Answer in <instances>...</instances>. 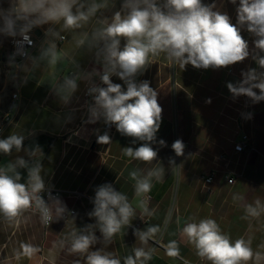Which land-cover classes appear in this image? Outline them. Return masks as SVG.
Masks as SVG:
<instances>
[{
  "label": "crops",
  "instance_id": "crops-1",
  "mask_svg": "<svg viewBox=\"0 0 264 264\" xmlns=\"http://www.w3.org/2000/svg\"><path fill=\"white\" fill-rule=\"evenodd\" d=\"M81 2L87 6L102 0ZM106 2L107 6L100 9L82 29L61 31L60 25H43L31 31L36 47L15 77L20 94L18 113L1 138L13 133L23 135L24 148L20 152L13 149L11 154L1 153L0 166L15 163L17 158H24L29 163L39 159L45 186L76 191L82 196L79 199H60L67 209L73 208L76 215L66 224L54 221L49 228L44 227L38 215H25L18 225L0 215V264H73L77 259L86 264L84 257L68 252L67 243L60 247L59 242L74 228L79 231L87 224L95 223V219L87 214L94 208L92 200L96 188L110 183L117 191L125 193L135 206V182L129 173L140 170L144 174L157 166L163 167L165 173L161 181L154 182L149 194L152 198L148 207L152 215H142L137 208L131 225L141 222L140 231L159 225L161 231L145 244L135 230L126 226L111 243L105 245L101 237L91 250L104 248L121 259L122 264L126 256H134V249L141 247L152 254V259L146 264H179V259L198 262L200 259L195 249L187 243L180 229L190 216L197 220L210 217L233 240L240 237L251 240L254 251L262 253L260 260L253 259L249 264H264V248L260 247L264 244V213L258 218H243L247 205H254L257 200L264 205V100L252 101L254 122L246 121L243 130L252 137L254 150L236 154L232 141L240 138L235 131L241 95L234 97L227 87L228 83L237 85L241 82L242 74L249 69H256L257 73L264 71L252 58V55H264L255 49L256 37L246 28L242 29L241 34L249 43L250 56L243 62L226 67L197 69L188 64L181 69L163 54L155 58L136 77V82L149 81L162 107L161 125L156 133V142L152 144L158 156L151 163L131 160L123 155L122 149L136 148L143 142L133 144V138L121 135L114 125L111 142L98 143V136L103 135L104 121H90V107L94 100L93 97H85L88 86H103L99 76L94 74L102 71V65L97 61L96 49L90 45L91 33L103 26L100 21L110 22L114 13L122 10L123 0ZM213 2L216 3L215 10L226 12L236 23L239 0L236 5L229 0H203L205 4ZM49 27L67 37L63 41L56 40L60 58L54 65H49L47 60L34 63L33 58L39 57L47 47L45 31ZM80 39L85 40L82 46L77 44ZM77 74L91 75L90 79L78 80L77 90L64 101L57 95L56 88L65 77ZM111 79L124 86L118 77ZM177 88L183 95L176 105L173 95ZM177 139L185 145L182 156H176L171 147ZM160 140H164L166 146H161ZM35 145L40 146L42 154H29V149ZM224 154L228 163L217 160ZM170 158L175 160V165L169 163ZM217 166L219 171L209 191L202 177ZM226 168L234 172L233 185L227 183ZM18 170L22 174L21 182H24L27 170ZM96 235L101 236L97 230ZM171 240L179 244V257L167 255L166 246ZM21 243H31L41 251L32 259L17 258Z\"/></svg>",
  "mask_w": 264,
  "mask_h": 264
},
{
  "label": "clouds",
  "instance_id": "clouds-1",
  "mask_svg": "<svg viewBox=\"0 0 264 264\" xmlns=\"http://www.w3.org/2000/svg\"><path fill=\"white\" fill-rule=\"evenodd\" d=\"M233 5L237 0H229ZM5 5H7L5 7ZM107 6L106 0L85 5L81 0H0V34L8 37L20 36L16 41L18 54L26 55L23 42L31 45L29 33L43 25H60L63 30H79L85 27L96 13ZM121 11H116L111 21L103 20L102 27L91 33L90 45L96 49L97 61L102 71L94 73L99 76L101 84H92L88 92L92 95L94 105L90 107V121L103 119L107 125H115L117 131L133 138L132 143H143L139 147H124L123 155L144 163L157 159L158 152L152 144L156 142L161 119L162 107L158 103L157 92L144 80L136 82L155 58L163 56L172 64L184 69L191 64L197 69L221 68L243 62L250 56L249 43L242 36L246 28L256 39L255 49L264 52V0H239L236 8V23L226 12L216 9V3H203V0H123ZM53 27L45 31L47 47L36 61L47 60L54 65L60 58L56 40H65ZM82 46L84 39L77 41ZM261 69H264V55H252ZM82 75L65 77L56 88L57 95L67 101L69 95L78 88ZM243 80L237 85L228 83L233 96L246 95L254 102L264 100V71L257 73L249 69L243 73ZM113 76L123 81L114 83ZM258 90V92L256 91ZM25 137L11 134L0 139V153L11 154L13 149L20 152L24 148ZM97 142L109 144L110 135H99ZM161 146H166L160 140ZM176 156L184 154L185 145L177 139L171 145ZM30 155L42 154L39 145L29 149ZM175 165V160H169ZM18 169H26L27 177L22 181ZM174 170H176L174 168ZM42 163L36 159L33 163L24 158H17L15 163L0 166V215L14 224H19L25 213L37 214L41 223L49 226L52 222L64 218L68 212L66 205L48 192L46 201L42 193L46 191L41 175ZM165 170L157 166L142 174L140 170L129 173L134 183L135 206L128 196L117 191L112 184L105 183L95 190L92 200L94 208L87 215L95 219L94 224H87L79 231L75 228L59 242L60 247L68 244L70 254L84 257L86 264H122L112 252L104 248L91 250L101 237L105 245L120 234L126 226L131 225L137 208L142 215H152L148 204L154 182L164 177ZM264 213V205L259 200L245 208L244 219L258 218ZM101 236L97 237L96 230ZM161 231L159 225L149 226L146 231L135 232L143 243ZM187 243L193 246L196 256L210 264H249V261L262 258V253L254 251L251 240L243 237L232 239L213 218L188 217L180 229ZM264 248V244L260 245ZM41 249L31 243H21L17 258H34ZM169 257H179L180 248L176 240L166 246ZM152 254L144 248L134 249V256H126L123 264H146ZM73 264H81L79 259ZM184 264H188L185 261Z\"/></svg>",
  "mask_w": 264,
  "mask_h": 264
},
{
  "label": "built area",
  "instance_id": "built-area-1",
  "mask_svg": "<svg viewBox=\"0 0 264 264\" xmlns=\"http://www.w3.org/2000/svg\"><path fill=\"white\" fill-rule=\"evenodd\" d=\"M28 35H29L32 43H31V45H29L26 41L23 42V50H24V53H26V55L18 54V51H17L18 45H17L16 41H18V40L22 41L23 38L20 36L13 37L11 40V43H10L9 55L7 57L8 61L4 64L3 76H2V79H0V82H1V85L3 86V89H5L7 82L10 81L11 93H10V98L8 100L9 101V111L8 112H0V139L2 138L5 130L14 121V119L18 113V109H19L20 94H19V97H12V90H18V86L15 82V77H17V74L21 70L23 64L29 58L30 53L36 47V40H35L32 32H30ZM90 86H88V88L86 89V92H85V97L87 99L92 97V95H90L88 92V89ZM252 101L253 100L250 97H248L246 95H241V108H240V111L238 113V117L236 119L237 130L235 131V135L236 136L240 135V138L239 139L235 138L232 141L233 142V151L236 154H243L247 150H250V151L254 150L252 137L243 131L246 121L250 122L251 124L254 122V116H253V111H252ZM0 103H1V100H0ZM114 130H115L114 125H107L104 123L103 134L105 132H107L112 139L113 134H114ZM1 157L2 156L0 153V159H1ZM217 160L228 163V158L226 157L225 154L220 156L219 158H217ZM226 170H227L226 171L227 172V174H226L227 183L230 185H233L235 183V179L233 177L234 172L228 170V168H226ZM218 171L219 170H218V166H217L216 168H214L213 170H211L210 172H208L206 175H204L202 177L205 188L208 189L209 191H210L211 185L214 183V180H215V177H216ZM49 191L51 192V194L53 196H57L59 199H62V198L79 199L82 196L80 193H78L76 191H67V190L56 189L53 187L46 186V191L44 193H42V195L44 196L46 201L48 200V192ZM149 196H150V200H151L152 196L151 195H149ZM25 215H37V214H34L31 211H29V212L25 213L24 216ZM75 215H76V211L73 208H70V209H68V212L65 214L64 218L60 219V221L63 224H66ZM52 223L49 226L44 225V227L49 228L52 225ZM130 227L135 231H137V230L140 231L141 222L137 223L136 225H130ZM97 233L100 234L98 229H97ZM185 261H187V260L179 259V264H184ZM188 264H207V263L205 261L199 260L198 262L188 261Z\"/></svg>",
  "mask_w": 264,
  "mask_h": 264
},
{
  "label": "rangeland",
  "instance_id": "rangeland-1",
  "mask_svg": "<svg viewBox=\"0 0 264 264\" xmlns=\"http://www.w3.org/2000/svg\"><path fill=\"white\" fill-rule=\"evenodd\" d=\"M7 5H5L6 7ZM13 37H8L0 34V67H3V64L1 63V57L5 53L6 56L8 57L9 51H10V43ZM3 69V68H2ZM150 71L147 72L146 76H149ZM2 76H0V79H2ZM174 81H175V76H174ZM3 91V92H2ZM10 93H11V84L10 81L7 82L5 89H3V86L1 85L0 82V100H1V105L0 109L3 110L4 106L8 102L10 98ZM182 92L177 88L174 90V99H175V104L177 105L181 101L182 97Z\"/></svg>",
  "mask_w": 264,
  "mask_h": 264
},
{
  "label": "bare ground",
  "instance_id": "bare-ground-1",
  "mask_svg": "<svg viewBox=\"0 0 264 264\" xmlns=\"http://www.w3.org/2000/svg\"><path fill=\"white\" fill-rule=\"evenodd\" d=\"M2 68L0 67V76L3 75L4 66ZM12 97H19V90H12ZM8 111H9V101L6 103L3 111L0 109V112H8Z\"/></svg>",
  "mask_w": 264,
  "mask_h": 264
},
{
  "label": "water",
  "instance_id": "water-1",
  "mask_svg": "<svg viewBox=\"0 0 264 264\" xmlns=\"http://www.w3.org/2000/svg\"><path fill=\"white\" fill-rule=\"evenodd\" d=\"M5 61H6V55L3 54V55H2V63H4Z\"/></svg>",
  "mask_w": 264,
  "mask_h": 264
},
{
  "label": "trees",
  "instance_id": "trees-1",
  "mask_svg": "<svg viewBox=\"0 0 264 264\" xmlns=\"http://www.w3.org/2000/svg\"><path fill=\"white\" fill-rule=\"evenodd\" d=\"M5 54V53H4ZM6 55V54H5ZM8 61V59H7V56H6V61L4 62V63H2V57H1V63L3 64V66H4V64L6 63Z\"/></svg>",
  "mask_w": 264,
  "mask_h": 264
}]
</instances>
